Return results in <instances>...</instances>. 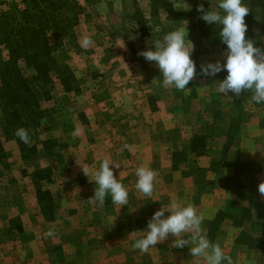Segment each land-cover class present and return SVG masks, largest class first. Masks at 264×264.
Returning a JSON list of instances; mask_svg holds the SVG:
<instances>
[{
  "label": "rangeland",
  "instance_id": "1",
  "mask_svg": "<svg viewBox=\"0 0 264 264\" xmlns=\"http://www.w3.org/2000/svg\"><path fill=\"white\" fill-rule=\"evenodd\" d=\"M75 1L83 10L78 26H84L91 16L85 14L84 3ZM146 5L145 2L136 0L132 16L126 11H120L115 15L109 14L107 20L100 19L98 24H93L95 35L92 42L96 44L95 49L89 50V44L85 41L81 44L73 29V37L65 41L64 50L60 49L56 57L70 67L78 80L79 88L87 89L89 92H93L95 82L97 85L102 82L98 65L104 63L101 57L106 61L112 58L113 48H116L117 53L133 54L141 59L154 58L156 62L153 66L157 68L147 69L144 64L146 62H142L141 76L148 77L156 94L152 95L156 96L161 104L177 105V108L182 106L183 113L187 115L186 137L193 136L191 150L173 152L172 160L174 170L179 171L181 167H185L179 171V175L182 179H188V183L180 185L179 192H175L178 194L177 199L192 198L197 204L202 202V206L192 207L191 212L193 217L203 219L195 226L202 232L201 240L204 242L207 233V240L212 243L210 246L204 244L202 252L208 251L212 264H264V108L257 104L262 99V94L252 93L251 85L246 84L236 70L230 68L229 52L222 48L216 36L209 34L212 28L220 25V15H229L236 10L249 8L250 1L148 0ZM25 8L23 0H0V12L22 11ZM169 21L186 28L176 30L182 37L175 41L170 39L174 35H167L173 29ZM142 24H146V32L142 31ZM194 27L199 29L194 30ZM187 28L192 29L193 33ZM149 31L152 34L148 33ZM193 36L200 37L201 42L195 43ZM143 37H147V40ZM117 39H121L120 46L112 48L111 44H116ZM169 51L175 57L179 54L183 57L179 60L176 58L173 62L163 60ZM95 57L97 62H91L96 59ZM193 69L200 72L197 73L200 77L196 86L192 83L191 77L185 78V73L191 75ZM207 70L209 72L213 70V78L207 74ZM145 71H148V74ZM261 80L263 78L258 76L257 81ZM80 96H75V93L67 94L57 82L54 102L42 103L43 108L53 106L51 109L54 110L52 114L50 113L48 125L45 126L47 130L43 128L44 134L34 138V141L41 146V141L53 138L62 146L57 147L53 155L47 152L48 157L24 160V163H19V159L13 160V163L19 166L18 172L22 170L21 168L28 167V170L33 172L32 176L37 169H51L50 180L43 178L40 182L45 193L43 202L47 201L45 198L47 199L49 195L54 202L51 215L50 212L48 216L42 212L46 223L55 222L60 214L71 213L74 206L82 205L83 212V209L91 206L89 203L97 200L99 195L104 199V203L110 206L116 195L121 194L115 191L119 185L112 182L116 176L108 173L104 172L109 181L104 184L96 183L93 190L88 187V182L82 175H75L74 179L70 176L72 166L70 153L74 154L77 146H80V143L76 142L77 135L87 137L88 142H93L94 138L97 141L101 137L97 126L93 125L92 130L91 124L85 122L80 125V121L84 120L83 118L80 120L79 113L75 117L76 124L70 119L71 115L74 118V113L70 110L76 108L77 112L81 111L85 97ZM97 97L100 99L104 96L96 94V101ZM150 102L153 105L152 101ZM177 114H179L176 116L177 121L182 120L180 111ZM67 122L72 124L68 125ZM203 137L205 149L212 145L214 150L201 158L195 155L193 143L201 142ZM228 137L230 139L236 137L237 143L226 152L231 146ZM0 138L7 140L2 130L1 113ZM84 149L89 150L88 143ZM176 154L178 155L175 156ZM195 157L200 159L196 160ZM212 163L219 164L212 166ZM10 165L0 160V176H5L13 186L14 178ZM33 182L38 199V186L34 179ZM12 193L15 191L12 190ZM15 197L20 201L17 193ZM118 199L124 201L121 196ZM37 202L40 205L39 200ZM247 203L251 205L246 206ZM96 208V205H92L87 210L90 211V217L100 214ZM246 210L249 211L248 214ZM218 216L220 220L222 219L219 222L216 220ZM12 224L17 229L22 225L17 220H12ZM38 226L42 230L48 227L46 224ZM215 226L212 238L211 232H214L212 227L214 229ZM246 233L263 244L256 241L254 247H250L246 243V237L242 235ZM172 252L174 251L171 250L170 253ZM133 259L132 257L131 260ZM201 259L202 256L197 258L199 261Z\"/></svg>",
  "mask_w": 264,
  "mask_h": 264
},
{
  "label": "crops",
  "instance_id": "2",
  "mask_svg": "<svg viewBox=\"0 0 264 264\" xmlns=\"http://www.w3.org/2000/svg\"><path fill=\"white\" fill-rule=\"evenodd\" d=\"M79 1L85 4V14L91 17L84 26H77L75 31L81 44L83 41L89 44L88 49H95L96 46L92 42L95 35L93 24H98L100 19L107 20L111 13L115 15L126 11L132 16L135 12L136 0ZM138 1L148 5V0ZM169 23L173 29L167 35H174L170 39L175 41L182 37L176 30L186 28L174 24L176 22ZM187 29L193 33L192 29ZM197 29L194 27V30ZM148 33L152 34L151 31ZM147 37L143 39L147 40ZM193 38L195 43L201 42L200 37ZM120 42L121 39H117L116 44H111L112 48L120 46ZM113 50L112 58L106 61L101 57L104 63L98 65L102 82L98 85L95 82L93 92L81 89L77 94L85 97L81 111L77 112L76 108L71 107L74 118L71 115L70 119L74 124L79 113L80 120L82 117L85 120L80 121V125L86 122L92 127L97 126L101 137L88 142L87 137L77 135L76 142L80 146H77L74 154L70 153V176L74 179L75 175H82L92 190L96 183L109 181L105 173L116 176L112 182L119 185L115 191L121 193L119 195L124 201H120V196L116 195L114 202L107 206L99 195L97 200L89 203L96 205L100 211L98 216L90 217L87 210L91 206L82 212L81 205L72 207L71 213L60 214L55 222L46 223L37 202L33 172L28 167L18 172L19 166L13 160L19 159V163H24L19 146L15 141L2 138L7 155L3 161L6 165L11 164L14 179L11 186L5 176H0V264H212L208 251L202 252L204 244H212L207 240L208 234L205 233L203 242L202 232L195 227L203 219L193 217L191 213L192 207H200L202 202L197 204L192 198L177 199L178 194H175L179 192L180 185L188 183V179H182L179 175V171L185 167L174 170L172 160L173 152L191 150L193 136L186 137L187 115L183 113L181 105L177 108V105L161 104L152 95H156L152 83L148 77L141 76V67L146 62L147 69H156L153 66L156 62L154 58L141 59L133 54L117 53L116 48ZM173 56L169 51L162 59L173 62L183 57L181 54L175 58ZM91 62H97V58ZM148 71L145 73L148 74ZM212 71L207 70L211 78ZM197 73L200 72L195 69L191 75L185 73V78L191 77L195 86L200 77ZM98 93L104 97H97L96 101ZM150 101H153V108ZM47 108L43 109L52 114L53 106ZM176 111H180L182 120L177 121L179 114ZM228 138L231 146L226 152L237 143L236 137ZM87 143L88 151L84 149ZM212 150V145L206 149L203 147L195 155L204 158ZM46 156L43 146L38 145L36 157L40 159ZM216 164L219 163L211 165ZM16 193L20 201L16 199ZM12 220L22 225L17 229ZM44 224L48 226L45 230L38 228V225ZM171 250L174 252L170 253ZM200 256L202 259L199 261L197 258Z\"/></svg>",
  "mask_w": 264,
  "mask_h": 264
},
{
  "label": "trees",
  "instance_id": "3",
  "mask_svg": "<svg viewBox=\"0 0 264 264\" xmlns=\"http://www.w3.org/2000/svg\"><path fill=\"white\" fill-rule=\"evenodd\" d=\"M249 1V8L220 15V25L212 28L209 34L216 36L222 48L229 52L230 68L251 85L252 93L262 94L257 104L264 108V0ZM23 2L26 8L22 11L0 12V113L4 135L7 140L18 144L22 159L26 161L36 158L38 144L34 138L44 134L43 128L47 130L45 126L48 125L50 111L43 109L41 102L54 100L57 82L67 94L81 92L74 73L68 65L59 61L56 54L60 49L64 50L65 41L73 37L72 31L79 25L83 10L75 0ZM145 26L141 25L144 32ZM258 76L263 80L258 82ZM201 139V142L193 143V151L197 154L205 146V137ZM40 143L51 155L62 146L53 138ZM6 157L0 138V160ZM58 157L61 158V155L58 154ZM51 177L50 168L37 169L33 175L38 186V200L46 216L49 212L51 215L54 202L50 195L45 198L46 203L43 202L45 193L40 182ZM216 220L219 222L222 219L218 216ZM213 230L212 238L216 226L212 227ZM242 235L253 248L257 240L247 233Z\"/></svg>",
  "mask_w": 264,
  "mask_h": 264
}]
</instances>
